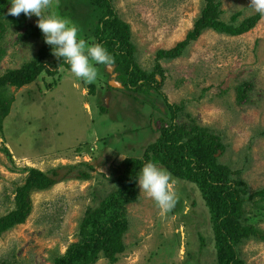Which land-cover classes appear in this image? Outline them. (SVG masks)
<instances>
[{
    "label": "rangeland",
    "instance_id": "rangeland-1",
    "mask_svg": "<svg viewBox=\"0 0 264 264\" xmlns=\"http://www.w3.org/2000/svg\"><path fill=\"white\" fill-rule=\"evenodd\" d=\"M112 3L129 24L135 60L146 71L153 68L158 49L169 48L185 37L204 5L203 0ZM249 3L221 0L220 17L227 20L240 11L236 22L241 21L256 13ZM58 12L77 25L78 39L92 45L97 19L92 6L79 0H60ZM20 16L22 25L3 24L0 31V75L19 68L45 46L53 57L42 60L52 68L55 56L43 33L26 35L39 18ZM160 65L164 73L160 90L169 102L182 105L176 122L195 123L219 134L225 149L216 155L218 162L240 170L250 191L263 187L264 16L240 35L205 29L181 56L160 60ZM95 66L99 76L91 93V84L64 66H59L55 75L41 72L29 84L7 87L12 101L0 122V215L13 207V192L26 175L25 166L48 171L88 162L94 169L80 165L90 172L89 179L68 178L31 193V211L25 221L0 235V264H53L56 255L77 241L78 223L86 207L96 205L112 188V179L122 173L125 158L142 156L156 138L161 118H168L164 100L154 90L142 94L122 84L112 86L109 82L119 81L116 67ZM173 179L179 199L165 217L160 216L153 200L140 193L137 181V200L126 205L125 250L114 263L101 256L94 264L215 262L210 216L198 188ZM259 210L258 203L249 201L244 216L252 217ZM261 213L251 221L264 230ZM238 252L248 264H264L262 241L245 240Z\"/></svg>",
    "mask_w": 264,
    "mask_h": 264
},
{
    "label": "trees",
    "instance_id": "trees-1",
    "mask_svg": "<svg viewBox=\"0 0 264 264\" xmlns=\"http://www.w3.org/2000/svg\"><path fill=\"white\" fill-rule=\"evenodd\" d=\"M79 1L93 7L97 19L92 27V44H101L114 56L115 62L111 65L119 73V82L127 90L136 93L146 94L154 90L164 100L168 118H161L162 124L155 131L158 134L145 147L142 156L125 158L122 173L112 179V188L98 198L96 205L86 207L78 223L77 241L71 243L64 253L56 255L53 264H94L101 256L110 263L117 261L118 255L125 250L123 235L128 227L126 205L137 200L138 174L149 161L161 165L173 177L191 182L198 188L210 216L215 254L213 264H248L241 259L238 246L251 238L264 242V230L251 221L260 212L264 215V186L250 191L240 176V170H232L228 165L218 162L216 155L225 149L219 134L195 123L185 125L176 122L182 105L169 102L160 90L164 74L160 60L181 56L205 29L240 35L252 29L262 15L254 13L236 22L241 14L237 11L229 19L223 20L220 17L221 0H203L204 5L185 37L169 48L158 49L153 68L146 71L135 60V45L131 41L129 24L119 17L112 0ZM10 3L11 0H0V31L3 24L17 26L23 23L22 13L18 17L8 14ZM40 34L38 26H30L26 32L28 36ZM44 57H53L49 46L41 48L19 68L7 69L0 75V122L8 114L12 101L7 93L8 86L19 88L29 84L41 72L55 75L59 66L70 70V66L57 57L53 58L52 68H49V64L42 60ZM93 91L91 84L90 93ZM104 109L100 107V111L104 112ZM150 127L154 131L152 125ZM3 150L9 155L6 148ZM80 165L94 169L88 162L60 165L48 171L31 166L22 168L26 175L14 189L13 207L0 215V235L25 221L31 211L32 192L46 190L68 178L89 179L90 172L80 169ZM249 201L258 203L260 209L252 217L244 216V206ZM199 239L202 244L203 239Z\"/></svg>",
    "mask_w": 264,
    "mask_h": 264
},
{
    "label": "clouds",
    "instance_id": "clouds-1",
    "mask_svg": "<svg viewBox=\"0 0 264 264\" xmlns=\"http://www.w3.org/2000/svg\"><path fill=\"white\" fill-rule=\"evenodd\" d=\"M8 14L18 17L37 16V26L44 35L45 43L52 46L53 55L62 58L70 66V72L87 84L95 83L99 69L95 65L109 66L115 58L101 44L89 45L78 39L79 29L70 19L59 14L60 0H11ZM254 12L264 16V0H250ZM122 158H124L122 156ZM172 174L154 162H146L138 174L140 193L154 201L161 217L171 212L179 196Z\"/></svg>",
    "mask_w": 264,
    "mask_h": 264
},
{
    "label": "water",
    "instance_id": "water-1",
    "mask_svg": "<svg viewBox=\"0 0 264 264\" xmlns=\"http://www.w3.org/2000/svg\"><path fill=\"white\" fill-rule=\"evenodd\" d=\"M113 67H114V65L113 66L109 65L107 68H113ZM109 84L112 85V86H116V87H121L122 86L119 81H115V80L109 82ZM152 126H153V123H152ZM153 128H155V127L153 126Z\"/></svg>",
    "mask_w": 264,
    "mask_h": 264
}]
</instances>
